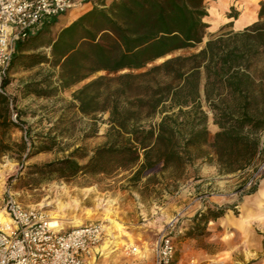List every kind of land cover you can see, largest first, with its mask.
<instances>
[{
  "label": "trees",
  "instance_id": "trees-1",
  "mask_svg": "<svg viewBox=\"0 0 264 264\" xmlns=\"http://www.w3.org/2000/svg\"><path fill=\"white\" fill-rule=\"evenodd\" d=\"M97 1L69 25L62 26L61 16L50 19L16 42L0 84V158L11 151L1 134L20 125L12 113L22 118L17 96L7 93L12 72L21 67L40 76L48 67L41 79L24 83L22 96L51 98L79 87L73 108L96 121L108 115L109 128L91 156L79 146L63 159L33 165L47 180L127 172L132 186L166 181L177 190L189 168L204 161L221 175L240 176L243 186L252 179L242 195L256 194L254 174L264 178V0L258 21L212 36L190 54L182 52L207 36L209 0ZM210 113L219 129L214 136ZM50 142L42 152L59 147L58 137ZM18 147L21 163L37 148ZM229 209L206 206L194 222H217Z\"/></svg>",
  "mask_w": 264,
  "mask_h": 264
},
{
  "label": "rangeland",
  "instance_id": "rangeland-1",
  "mask_svg": "<svg viewBox=\"0 0 264 264\" xmlns=\"http://www.w3.org/2000/svg\"><path fill=\"white\" fill-rule=\"evenodd\" d=\"M96 1L85 0L67 15L70 13L72 16L81 15L89 11ZM106 1L110 2V0ZM261 1L259 0L257 5L258 12ZM91 2L92 5L89 4ZM215 2L216 0L208 1V10ZM242 5L239 1L230 3L225 13L227 20L215 30H212L209 24L210 29L203 44L182 54H190L202 49L212 36L234 31L231 25L234 23L229 19L236 14L238 18L240 17ZM256 21L258 15L251 23ZM47 41L48 39L45 42ZM41 50L48 52L46 48ZM46 70L38 76L35 75L37 70L24 71L18 67L10 76L11 84L7 93L10 96H17L16 112H20L22 118L17 119L19 127L12 128L6 135L1 134L4 141L11 144V151L0 158V178L2 176L4 178V184L0 189V210L5 209V200L9 193L14 194L24 206L41 210L49 218L52 211H58V203L70 204L72 207L64 213L65 230L74 228L72 222L77 219L85 223L106 222L110 228H115L108 220L111 218L130 233L133 241L129 244L140 245L146 250L153 247L168 227L169 219L176 217L175 228L171 229L177 239L178 260L187 262L195 258L198 264H262L264 262V252L258 254L252 247L242 248L245 244L251 245L255 234L264 238V197L258 196L259 191H264V178L258 173H255L254 177H258L260 184L257 193L252 196L242 195L244 189L249 188V182L243 186V178L240 176L221 175L216 164L204 161H198L189 168L188 179L180 183L177 190L173 187L169 188V183L166 181L146 187L144 180L139 186H132L127 172H119L111 176L81 174L70 181L47 180L38 174V171L32 168L33 165L63 159L76 147H85L91 156L98 146L104 144V136L109 128L106 123L108 115L99 116L100 120L96 121L83 117L76 108H73L72 94L79 87L51 98L23 97L21 89L24 83L41 79L45 76ZM209 116V130L214 136L219 129L214 125L213 115L210 113ZM87 135L93 137L87 139ZM54 136L58 137L59 147L49 152H42L45 146L52 144L50 138ZM22 142H26L28 147L29 142H32L37 148L32 151L31 159L25 161L23 157L21 163L18 145ZM86 189L92 191L86 193ZM75 200L81 203L79 208H75L72 204ZM100 201L103 202V206L99 207ZM206 206L212 209L231 208L226 211L224 218L232 216L234 220L240 219L238 220L240 222L241 216H244L246 222L241 224L254 223V228H251V233L246 234L239 228H218L215 224L217 222H210L207 225L203 221L194 222L197 213ZM243 207L246 208L245 211ZM106 209L111 210L110 215ZM238 230H240L239 234ZM115 235H118V232H115ZM119 241L128 243L127 237ZM226 242H230L231 246L223 253L221 244ZM127 245L123 242L119 246Z\"/></svg>",
  "mask_w": 264,
  "mask_h": 264
},
{
  "label": "built area",
  "instance_id": "built-area-1",
  "mask_svg": "<svg viewBox=\"0 0 264 264\" xmlns=\"http://www.w3.org/2000/svg\"><path fill=\"white\" fill-rule=\"evenodd\" d=\"M83 1L0 0V82L8 74L17 41ZM12 121L18 123L14 112ZM251 184L252 179L248 186ZM4 211L8 219L0 221V264H198L195 258L187 262L177 259V239L171 229L177 220L146 250L140 245L117 246L106 222L56 231L45 212L24 206L12 193L5 200Z\"/></svg>",
  "mask_w": 264,
  "mask_h": 264
},
{
  "label": "bare ground",
  "instance_id": "bare-ground-1",
  "mask_svg": "<svg viewBox=\"0 0 264 264\" xmlns=\"http://www.w3.org/2000/svg\"><path fill=\"white\" fill-rule=\"evenodd\" d=\"M242 2V8H241V15L238 19H229L232 23L235 24V28H241L245 26L246 24L251 23L253 20H255L256 16L258 15V10H257V5L259 3V0H216V2L209 8V17L205 19V21L208 24H211L212 30H215L219 28L222 22L226 21L227 19L225 18V13L227 12L228 6L232 2ZM4 184V178L3 176L0 178V189H2V186ZM92 189H86L85 192L89 193L91 192ZM258 196L264 197V191L261 190L258 192ZM0 199H1V194H0ZM72 204L75 206V208H79L81 203L79 201H73ZM49 206V205H48ZM98 206H103V202L100 201ZM246 206V205H245ZM72 206L70 204H61L58 203V211H52L50 213L51 216V226L56 230V231H62L65 230V217L64 213L66 210L70 209ZM245 207H243V210L245 211ZM106 212L110 215L111 210L106 209ZM7 217L6 213L4 210H0V221L3 223L7 222ZM176 217H172L169 219L168 224L176 221ZM111 224L114 225L115 228H108L109 231V236H111L112 239L116 240L115 243L117 246L122 244L124 242L125 245L131 243L133 241L130 233L127 231L126 228H124L120 223H117L115 220H112L111 218H108ZM227 222H231V220H234L232 216H227L226 217ZM240 220V219H238ZM240 222H246L244 219V216H241V221ZM73 227L77 228L79 226H82L85 224L82 220H74L72 222ZM241 230H247L249 228H239ZM115 232H118V235H115ZM128 239V243L125 241H119V239L126 238ZM130 241V242H129ZM107 248V246H105ZM146 249V248H145Z\"/></svg>",
  "mask_w": 264,
  "mask_h": 264
},
{
  "label": "crops",
  "instance_id": "crops-1",
  "mask_svg": "<svg viewBox=\"0 0 264 264\" xmlns=\"http://www.w3.org/2000/svg\"><path fill=\"white\" fill-rule=\"evenodd\" d=\"M89 4L92 5V2L89 3ZM259 9H260V6H259ZM78 16H80V15L72 16V13H70L68 15L67 14L62 15L58 20H59V22H61L62 26L64 27V26L69 25L70 23H72L75 19L78 18ZM231 25H233L234 31H242L246 27L252 25V23L246 24L245 26H243L241 28H238V29L235 28V24H231ZM209 29H210V27H209ZM252 202L253 201H251V203ZM247 212H249V209H248ZM215 224H216V226L218 228H220V227L221 228H249L247 230H242L243 233H246V234L247 233H251V228H254L253 225H255L254 223L253 224H249L248 222L245 223V224H241V222H239L238 219L231 220V222H227L226 218H224V217L219 219L217 221V223H215ZM237 233L239 234L240 230H238ZM221 246L224 249L222 252L225 253L226 252L225 249L230 247L231 244H230V242H226V243H222ZM251 247H252V249L256 250L258 252V254L261 253V252H264V238L255 234V235H253V241H251V245H246L245 244V245L242 246L243 249L244 248H251ZM262 264H264V262Z\"/></svg>",
  "mask_w": 264,
  "mask_h": 264
}]
</instances>
